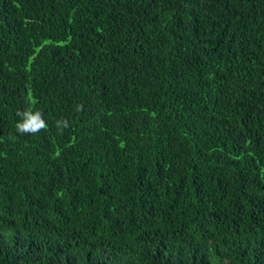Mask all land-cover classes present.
<instances>
[{
    "label": "trees",
    "instance_id": "1",
    "mask_svg": "<svg viewBox=\"0 0 264 264\" xmlns=\"http://www.w3.org/2000/svg\"><path fill=\"white\" fill-rule=\"evenodd\" d=\"M0 264H264V0H0Z\"/></svg>",
    "mask_w": 264,
    "mask_h": 264
},
{
    "label": "clouds",
    "instance_id": "2",
    "mask_svg": "<svg viewBox=\"0 0 264 264\" xmlns=\"http://www.w3.org/2000/svg\"><path fill=\"white\" fill-rule=\"evenodd\" d=\"M48 124L44 118V113L41 111H32L29 109H22L17 111L16 129L20 134H35L42 129H47ZM56 127L59 130H63L68 127L67 120H58Z\"/></svg>",
    "mask_w": 264,
    "mask_h": 264
}]
</instances>
